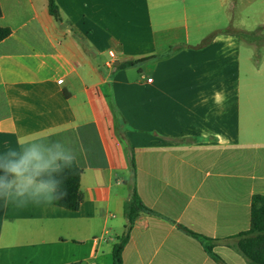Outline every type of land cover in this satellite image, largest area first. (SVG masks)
<instances>
[{"label": "crops", "instance_id": "1", "mask_svg": "<svg viewBox=\"0 0 264 264\" xmlns=\"http://www.w3.org/2000/svg\"><path fill=\"white\" fill-rule=\"evenodd\" d=\"M55 1L60 21L49 0H0L11 29L0 153L67 141L83 202L0 200V264H113L134 189L149 211L123 264H217L184 228L226 239L251 227L252 198L264 196V53L223 26L227 0ZM213 251L248 264L232 247Z\"/></svg>", "mask_w": 264, "mask_h": 264}, {"label": "clouds", "instance_id": "2", "mask_svg": "<svg viewBox=\"0 0 264 264\" xmlns=\"http://www.w3.org/2000/svg\"><path fill=\"white\" fill-rule=\"evenodd\" d=\"M77 162V150L63 139L19 141L0 153V200L18 208L55 204L67 195L63 173Z\"/></svg>", "mask_w": 264, "mask_h": 264}, {"label": "trees", "instance_id": "3", "mask_svg": "<svg viewBox=\"0 0 264 264\" xmlns=\"http://www.w3.org/2000/svg\"><path fill=\"white\" fill-rule=\"evenodd\" d=\"M49 12L57 20H61L59 6L55 0H49ZM2 9L0 5V17ZM11 35L10 28H0V43ZM140 62V61H139ZM136 62H128L126 66H132ZM83 171L76 163L72 169H66L63 173L62 190L67 192L64 199L55 203L56 206L65 208L70 211H78L82 202L83 195L81 193V176ZM149 210L141 201L136 189L133 190L132 199L127 204V216L129 218V227L127 233L119 239V242L113 249V264H123V251L129 241V231L136 217L141 212ZM184 230L190 235L196 237L203 243L217 264H226L225 261L216 253L214 248L219 244L234 248L241 254L248 264H264V196L256 194L252 198L251 206V227L248 231L242 232L236 236L226 239H210L194 233L186 228Z\"/></svg>", "mask_w": 264, "mask_h": 264}, {"label": "rangeland", "instance_id": "4", "mask_svg": "<svg viewBox=\"0 0 264 264\" xmlns=\"http://www.w3.org/2000/svg\"><path fill=\"white\" fill-rule=\"evenodd\" d=\"M226 13L223 26L264 53V0H227Z\"/></svg>", "mask_w": 264, "mask_h": 264}, {"label": "built area", "instance_id": "5", "mask_svg": "<svg viewBox=\"0 0 264 264\" xmlns=\"http://www.w3.org/2000/svg\"><path fill=\"white\" fill-rule=\"evenodd\" d=\"M111 54V56L113 57L114 56V54L113 53H110ZM149 81H151V80H149Z\"/></svg>", "mask_w": 264, "mask_h": 264}]
</instances>
